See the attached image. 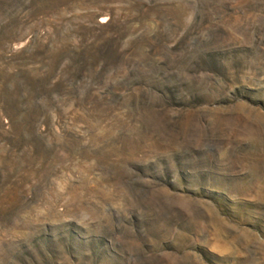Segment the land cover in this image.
I'll return each mask as SVG.
<instances>
[{
	"label": "rangeland",
	"instance_id": "obj_1",
	"mask_svg": "<svg viewBox=\"0 0 264 264\" xmlns=\"http://www.w3.org/2000/svg\"><path fill=\"white\" fill-rule=\"evenodd\" d=\"M0 264H264V0H0Z\"/></svg>",
	"mask_w": 264,
	"mask_h": 264
}]
</instances>
